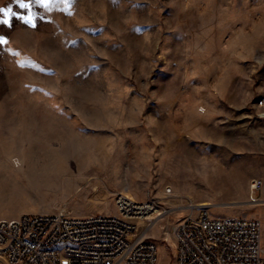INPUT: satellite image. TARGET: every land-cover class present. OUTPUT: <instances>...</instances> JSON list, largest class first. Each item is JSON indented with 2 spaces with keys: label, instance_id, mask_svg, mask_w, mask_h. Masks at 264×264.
Masks as SVG:
<instances>
[{
  "label": "rangeland",
  "instance_id": "obj_1",
  "mask_svg": "<svg viewBox=\"0 0 264 264\" xmlns=\"http://www.w3.org/2000/svg\"><path fill=\"white\" fill-rule=\"evenodd\" d=\"M9 6L23 11L0 0ZM33 10L35 27L0 24V218L115 214V195L128 191L166 210L146 231L157 264H175L171 224L203 200L213 216L259 219L264 243V203L249 202L253 178L264 200V0ZM182 155L214 165L206 180L234 177L183 179Z\"/></svg>",
  "mask_w": 264,
  "mask_h": 264
},
{
  "label": "built area",
  "instance_id": "obj_2",
  "mask_svg": "<svg viewBox=\"0 0 264 264\" xmlns=\"http://www.w3.org/2000/svg\"><path fill=\"white\" fill-rule=\"evenodd\" d=\"M257 105L264 107V87ZM262 185V179L250 181V203L261 200ZM114 204L115 214L61 209L0 218V256L9 264H157L158 244L146 231L166 210L153 199L135 200L121 192ZM208 206L190 203L171 224L175 264H264L261 221L213 216Z\"/></svg>",
  "mask_w": 264,
  "mask_h": 264
},
{
  "label": "snow or ice",
  "instance_id": "obj_3",
  "mask_svg": "<svg viewBox=\"0 0 264 264\" xmlns=\"http://www.w3.org/2000/svg\"><path fill=\"white\" fill-rule=\"evenodd\" d=\"M66 0H12L19 9L23 10L21 12H14L13 9L9 7H0V24L11 26L10 17H14L23 23L35 27L34 18L38 15L37 12L33 10L34 6L43 7L46 10H51L57 3H65ZM7 43V40L0 37V44ZM23 64L24 62H20Z\"/></svg>",
  "mask_w": 264,
  "mask_h": 264
},
{
  "label": "crops",
  "instance_id": "obj_4",
  "mask_svg": "<svg viewBox=\"0 0 264 264\" xmlns=\"http://www.w3.org/2000/svg\"><path fill=\"white\" fill-rule=\"evenodd\" d=\"M168 147H171L170 143L168 144ZM170 151H171V149H170ZM180 163H181L180 169L178 170L176 175L183 178V179L196 180L199 183H206L207 185L209 184L210 186L214 185L215 183L222 185L221 184L222 182L225 183V182L230 180L228 177L227 178L225 177L224 181H222V180H220L219 176L216 175L215 173H214L213 178L209 177V179L206 180L204 176L210 172L211 173L215 172V168H214V165H211L210 166L211 168L208 167V168L204 169V166L202 165V163L199 159L189 160V156L182 155V159H181ZM169 171L172 173L174 171L173 167H170ZM231 171H233V170H230L228 172V174L231 173ZM203 201H208V200H203ZM262 202H264V200H262ZM198 204H201V202ZM97 208L99 211H101L103 207L98 206ZM94 213L95 212H93V211L91 212V214H94ZM230 216H237V215H230ZM241 217H246V216L241 215Z\"/></svg>",
  "mask_w": 264,
  "mask_h": 264
},
{
  "label": "bare ground",
  "instance_id": "obj_5",
  "mask_svg": "<svg viewBox=\"0 0 264 264\" xmlns=\"http://www.w3.org/2000/svg\"><path fill=\"white\" fill-rule=\"evenodd\" d=\"M200 161H201V163H202V165L204 166V169H206V168H208L209 166H210V164H211V162L207 159V158H201V159H199ZM260 166V165H259ZM229 167H233V164H229ZM168 170V169H167ZM169 171V170H168ZM170 172V171H169ZM234 174H231V173H229V179L230 180H232V178L234 177L233 176ZM169 191H171V190H169ZM126 193H127V196H130L131 194L128 192V191H126ZM261 204V203H264V202H262V200H260L257 204ZM209 204H211V203H208V201H203V202H201V204H198V205H209ZM261 209H262V213H261V217H263L264 218V209L262 208V207H260Z\"/></svg>",
  "mask_w": 264,
  "mask_h": 264
}]
</instances>
